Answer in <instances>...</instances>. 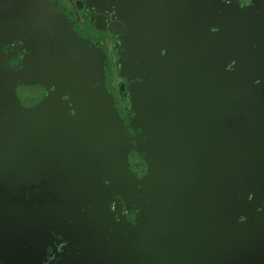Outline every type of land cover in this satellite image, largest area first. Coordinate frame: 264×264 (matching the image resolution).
<instances>
[{"label": "flooded vegetation", "instance_id": "af4514ba", "mask_svg": "<svg viewBox=\"0 0 264 264\" xmlns=\"http://www.w3.org/2000/svg\"><path fill=\"white\" fill-rule=\"evenodd\" d=\"M162 16L206 30L197 34L204 44L197 69L158 48L155 56L168 55L170 66L157 65L153 76L137 24L145 18L160 33ZM239 25L264 34V0H0V264H264V169L239 163L226 178L218 156L168 176L162 159L180 150L179 124L164 136L133 110L140 83L158 87L175 72L205 88L220 77L210 66L240 70ZM188 94L192 126L208 114L209 98ZM110 121L141 182L80 177L84 166L108 168L117 146L127 155ZM194 133L184 137L195 140ZM84 142L97 149L83 150Z\"/></svg>", "mask_w": 264, "mask_h": 264}, {"label": "water", "instance_id": "95a60500", "mask_svg": "<svg viewBox=\"0 0 264 264\" xmlns=\"http://www.w3.org/2000/svg\"><path fill=\"white\" fill-rule=\"evenodd\" d=\"M196 4L197 1H195V5ZM186 17L187 15H185V20H187ZM166 20L167 19L164 17L162 26L164 29H162L160 33L155 29V26L153 29L148 23H145V18L141 23L137 24V29L140 30L138 40L144 42V45L148 47L147 50L151 53V58L147 63L148 66L153 68V76L154 74L157 75V65L163 68L170 66L169 57L173 59H189L190 63L195 66L194 68L197 69L199 52H203L202 50L204 49L202 37L197 34H207L206 30L201 28V26L195 25V30L193 32L186 24H184L185 26L179 24L177 27V24L168 23ZM171 25L173 27L169 29ZM258 26L259 25L255 27ZM239 27L241 31L244 32L243 34L241 33L242 38H240L243 43L242 53H238L237 56L242 59L241 64H243V66L240 70L234 68L233 71H225L222 70L220 66H210L211 69L215 71L216 75H220V77L218 81L214 79L208 81L205 88L203 84L199 85L195 83L194 86H191L190 83H184L179 77H175V72L171 73L173 76L170 78V81L166 76H163L158 87H153V85L150 84L148 87L144 83H140L141 85H137V87H139L137 92L133 88V110L135 113H139L140 115L143 114L147 117V124L154 129L155 127L161 128L164 131V136H167V133L172 130L174 125L179 124L177 127L178 133L177 130L174 133V142L176 148L180 150H177L176 154H174L175 148H170L162 159V165H164V167L166 166L164 173H167L168 176H172L180 171H187V167H189L193 161H203L205 164L207 163V165H209V162L213 163L215 160H218V156L221 157L223 164H225L226 178L230 176L228 172L230 169H238L239 166L237 165L239 163H242V167H245L251 165L252 162H256L255 169L257 168V173L264 169V160L261 162L259 157L262 149H264V39L262 38L264 34L254 36L251 32L245 31L247 25H239ZM170 30L174 31L173 35H170ZM193 33L195 34L194 37H190ZM158 48L165 49V52L167 54L169 53V57L168 55L164 56L161 59L162 61H159L155 56ZM191 51L194 52L192 53ZM136 55L137 54H135V56ZM139 59H141L140 55ZM192 59L195 60L192 61ZM187 71L190 72L189 74L192 75V77L198 79L199 72L197 70L188 69ZM145 78L147 79V77ZM170 82L172 85H168ZM191 90L194 91L195 96H202L203 93L207 91L209 98L208 114L204 119H198L199 116H195L192 126H190V120L185 119V114H187L185 110L187 109L184 103L186 95L187 97L189 96L188 99H190L191 95H189L188 92L192 94ZM39 107L40 104L33 109L34 112L32 114H35V117ZM240 119L246 122L243 124L237 123ZM109 123L114 129L112 135L114 138L119 139L122 148L124 147L125 151H127V155L125 154V156H123L120 154V156H118L120 153L118 150L120 149L117 146L115 148L116 157H114V161L109 164L108 168H87L84 166L83 176L80 175V177L86 180L93 174L92 176L97 178L95 181L96 185H100L101 182L105 183L104 185H107V183L115 184L122 182L125 178L130 179V182H137L138 180L141 182L142 180L137 179L136 175L129 168V145L126 141L119 138L120 135L118 134L117 127H115L111 121ZM17 124L18 123L15 121H9L6 127H12L14 130L17 128ZM207 125V131H209L210 134H208V132L203 134L202 132L204 128H207ZM188 129L189 131H195V140L189 139L187 141L184 137V135L188 134ZM237 130L240 133H237ZM17 134H19V137L23 138V136L20 135L21 133L16 130L13 131V135L10 133V136L12 135L11 137L15 138L18 144H20L22 139L17 137ZM82 134L88 137L90 135L87 131L82 132L81 135ZM82 145L83 150L96 148L86 142ZM203 148L209 155L207 153H200V150H203ZM100 150L101 149H99V151ZM103 152H106V150ZM203 155L205 159H201ZM203 162H201V164H203ZM151 168L153 169L154 166ZM213 173L214 172L211 171L209 176L208 172L203 174V170H198V175H201L199 177L210 178ZM259 175L263 176V173ZM220 176H224V172H222ZM245 208L246 205L242 206L243 210H245Z\"/></svg>", "mask_w": 264, "mask_h": 264}]
</instances>
